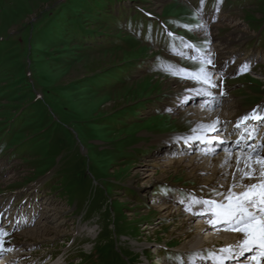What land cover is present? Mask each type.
Wrapping results in <instances>:
<instances>
[{
  "label": "rangeland",
  "instance_id": "374dc122",
  "mask_svg": "<svg viewBox=\"0 0 264 264\" xmlns=\"http://www.w3.org/2000/svg\"><path fill=\"white\" fill-rule=\"evenodd\" d=\"M80 2L0 0V237L34 243L18 248L34 264H196L183 205L216 200L203 180L232 157L264 158V121L254 148L233 127L264 108V0H105L109 14L80 9L92 34L70 19ZM227 58L205 97L200 69ZM198 112L224 125L182 142Z\"/></svg>",
  "mask_w": 264,
  "mask_h": 264
},
{
  "label": "bare ground",
  "instance_id": "6f19581e",
  "mask_svg": "<svg viewBox=\"0 0 264 264\" xmlns=\"http://www.w3.org/2000/svg\"><path fill=\"white\" fill-rule=\"evenodd\" d=\"M207 57V56H206ZM224 59V58H223ZM223 62L217 63L212 68L205 69V73H207V81L205 82L203 76H200L201 78L199 81L203 82V84H206V89L204 90L203 94L205 93V97L211 98V97H219L221 94H223V91L220 87H218V78H220L221 75H227L230 71H226L227 65L229 63V59L223 60ZM238 67V66H237ZM236 67L237 71H241L242 68L239 66ZM215 75V78L212 77V75ZM191 77L192 76L191 74ZM201 82V83H202ZM202 93V92H201ZM204 97V98H205ZM176 106H172L169 109L173 110ZM205 112L209 110V108H204ZM258 113L263 114L262 109H256ZM252 111H248V113H240L236 114L234 116L233 123H236L233 125V127H237L238 129L243 130V135L239 136L237 139L241 145V143L248 140L252 134H247V127L252 124V120L249 119L248 121H245L244 123H241V118L245 115L250 114ZM203 114V115H202ZM198 117L202 119H198L199 123H194V128L192 135L189 136L187 139L185 138H179L184 141H191L194 142H202L204 139H210V134L214 130H220L221 127L224 125V120L222 119V116H218L215 112L204 114V112H198ZM239 117V118H235ZM168 139V138H167ZM164 139L163 142H167L168 140ZM178 139V138H177ZM181 142V141H180ZM182 144V143H181ZM187 144V143H186ZM202 144H205V141L202 142ZM188 147V146H187ZM224 157H227V155H224ZM223 157V159H224ZM257 158H252L249 155H241L238 154L235 157H232V165L230 166V169L227 171H223V169H218L215 171L214 176L210 180H203L205 185L207 187H211L210 191L214 193V195L217 196V199H203L200 201L193 200L191 205H183L182 210L185 211L189 218L187 219V224H189L195 217L196 220H199L201 223H199L195 233H190L189 231H186L185 227H181L179 229L180 237L184 240V244L180 247L181 250H183L184 253H192V252H199V255L201 260L196 264H215L216 257L220 256L221 253L219 252L222 248H229L231 247L234 249L237 253L239 252V246L241 242L246 238L243 233L239 231L230 230L231 224L225 223V217L220 215L221 212L227 210L228 205L230 203L229 197L231 196L232 200L236 198L239 194L248 191L247 185L251 184H258L262 181H264V177H261V175H258V172L261 171V167L259 164L256 163ZM214 164V163H213ZM216 166V165H215ZM206 168V166H205ZM255 169V175L254 178H244L245 173H250L252 169ZM230 172V173H229ZM229 173V175H228ZM221 181H226L225 184L221 185ZM222 186L221 188H216V186ZM240 185L239 187L241 190L234 191L232 187ZM208 187V188H209ZM199 192V191H198ZM210 193V192H209ZM177 200L173 202V208L178 207V205L174 206V203L179 202L180 196H177ZM215 198V197H214ZM198 200V199H197ZM204 201H211L210 204L203 203ZM180 203V202H179ZM222 206V207H218ZM171 206H165L160 209V213L162 215L161 218H167L166 216H169V219L176 220L180 218V213L174 212V214H171L166 211L167 208H170ZM211 210V212L207 211ZM211 214V215H208ZM213 214V215H212ZM207 215V216H206ZM184 223V222H182ZM184 225V224H183ZM207 231H212V235H208ZM207 233V234H206ZM204 234L205 238H203ZM237 234L239 239L234 238V235ZM28 235V234H27ZM178 237V236H177ZM26 238V237H25ZM218 239V240H216ZM0 240L3 241V249H10L8 252V255L15 256V262L18 264H34V259L30 262V256L31 251H28V255L26 254H20L18 252V248L22 251H27L33 248L34 243H28V244H22L19 242H15V247L10 246L7 244V237H0ZM216 240V241H215ZM212 241V242H211ZM215 247V249L218 251L213 256L208 257L209 254V248ZM203 250V253L200 254V251ZM4 250L0 251V254ZM227 255V254H224ZM250 253H245V256H251ZM210 256V255H209ZM2 256H0V264H2L1 260ZM11 258V257H10ZM43 258L40 260H36L37 262H42ZM5 264V263H4ZM158 264V262H156ZM226 264H251L250 259H245L244 257H240L239 259H228Z\"/></svg>",
  "mask_w": 264,
  "mask_h": 264
},
{
  "label": "snow or ice",
  "instance_id": "6c2138e0",
  "mask_svg": "<svg viewBox=\"0 0 264 264\" xmlns=\"http://www.w3.org/2000/svg\"><path fill=\"white\" fill-rule=\"evenodd\" d=\"M201 2L203 3V0ZM246 69L247 65L242 66V70ZM198 75H202L205 82H209L203 68L200 69ZM249 119L258 122L264 121V114L258 113L254 109L250 114L241 118V123ZM256 163L261 167V177H264V158H258ZM254 175L255 169L253 168L250 173H245L244 178H254ZM247 188L248 191L239 194L234 200L230 196L227 210L220 213L226 218L224 222L231 224L230 230L239 231L246 238L241 242L238 253L231 247L220 249L221 255L216 257L215 264H226L228 259H239L240 257L250 259L251 264H261L264 261V181L247 185ZM203 203L210 204L212 202L204 201ZM2 250L5 249H3V241L0 240V251ZM245 253L252 255L245 256ZM209 255L213 256L214 254L210 253Z\"/></svg>",
  "mask_w": 264,
  "mask_h": 264
},
{
  "label": "trees",
  "instance_id": "16d2710c",
  "mask_svg": "<svg viewBox=\"0 0 264 264\" xmlns=\"http://www.w3.org/2000/svg\"><path fill=\"white\" fill-rule=\"evenodd\" d=\"M104 1L105 0H81L80 4H81V7H83V8L80 7L79 9H75V10L73 8L72 9L70 8L69 10L74 14V16L71 17L68 15V17H71L70 19L73 22L83 23L82 26H79L81 28V31H83V30L88 31L87 34H92V33H94V31L93 30L91 31L90 27H88L90 25L86 24L87 20H85L86 18L82 17V15L80 14L81 13L80 9H86V10L88 9V11H90V15L95 13V12H102L105 14H109L110 13V12H108L109 10L108 11H105V9L102 10L104 7H106L108 5V4H104ZM99 6H100V8H98ZM96 26H97V27H95L96 29L100 28V27H98L99 25H96Z\"/></svg>",
  "mask_w": 264,
  "mask_h": 264
}]
</instances>
